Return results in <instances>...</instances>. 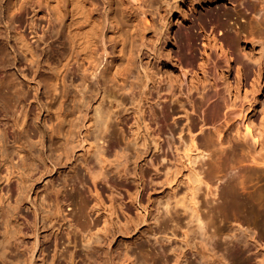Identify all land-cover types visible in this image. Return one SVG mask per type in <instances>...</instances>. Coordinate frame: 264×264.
<instances>
[{"label": "rangeland", "instance_id": "rangeland-1", "mask_svg": "<svg viewBox=\"0 0 264 264\" xmlns=\"http://www.w3.org/2000/svg\"><path fill=\"white\" fill-rule=\"evenodd\" d=\"M216 5L222 14L239 8L229 0L210 7ZM204 9L191 0H151L119 87L105 81L117 54L100 52L74 67L62 102V142L44 90L50 75L0 57V82L8 86L0 85V264H264V212L253 203L246 216L224 203L216 171L226 161L211 163L199 146V119L173 96L183 76L167 51L175 46L167 28L177 19L188 26ZM218 33L198 42L200 59L221 57ZM240 45L257 57L258 44ZM224 71L234 85V72ZM162 103L174 108L165 135ZM245 151L264 161V133ZM255 186L264 191V179Z\"/></svg>", "mask_w": 264, "mask_h": 264}, {"label": "bare ground", "instance_id": "bare-ground-1", "mask_svg": "<svg viewBox=\"0 0 264 264\" xmlns=\"http://www.w3.org/2000/svg\"><path fill=\"white\" fill-rule=\"evenodd\" d=\"M191 1L205 9L194 14L188 26L180 25L177 19L175 23L171 20L167 28L175 40V46L167 51L174 54L183 76L173 96L179 94L199 119V130L204 133L199 146L209 153L211 163L226 161L225 168L216 171V180L224 181V203L246 216L250 215L248 206L254 203L263 213L264 191L255 185L264 179V161H258L245 148L254 149L264 133L255 113L257 101L259 106L264 105V85L260 84L264 75V0H254V5L249 0H229L239 8L227 14H222L217 5L210 7L218 0ZM150 3L151 0H0V57L12 56L20 66L44 68L50 75L44 90L61 126V142L66 137L62 102L67 77L74 67L90 63L98 53L111 52L119 59L112 61L105 81L119 87L129 71L132 42L148 26ZM222 15L226 18L221 19ZM25 26L37 37L35 44L29 40ZM212 30L219 32L213 40L221 57L216 52L205 56L203 51L205 60L200 59L198 42ZM240 42L258 44L257 57L245 53ZM2 63L0 59V67ZM224 70L234 72V85ZM172 83L169 78V86ZM0 85L8 89L7 84ZM173 111L172 106L161 104L158 124L163 135L170 131L167 120Z\"/></svg>", "mask_w": 264, "mask_h": 264}]
</instances>
